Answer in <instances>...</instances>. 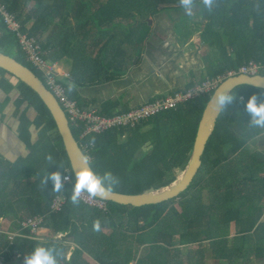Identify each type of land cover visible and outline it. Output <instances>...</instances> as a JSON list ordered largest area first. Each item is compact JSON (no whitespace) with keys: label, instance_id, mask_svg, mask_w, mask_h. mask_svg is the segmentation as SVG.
Returning <instances> with one entry per match:
<instances>
[{"label":"trees","instance_id":"16d2710c","mask_svg":"<svg viewBox=\"0 0 264 264\" xmlns=\"http://www.w3.org/2000/svg\"><path fill=\"white\" fill-rule=\"evenodd\" d=\"M0 2L18 23V29H9L0 12V51L27 66L40 79L41 73L22 52L17 33L33 39L42 53L47 52L48 55L42 54L46 60L61 59L55 53L69 55L72 66L69 78L62 84L72 99V86L111 82L122 77L131 65L130 56L136 58L142 41L149 36L154 17L164 13L178 15L184 10L180 0ZM200 7L193 16L180 14L185 20L200 18L196 28L201 27L200 42L208 51L203 57L206 73L199 84L219 80L218 87L228 79L229 72L237 73L249 62L264 65V0H214L210 11L203 2ZM79 35L81 39L76 38ZM0 73L15 81L6 82L2 76L0 88L5 86L4 104L12 110L8 115L14 120L16 139L24 147V155L15 160L0 158V219L10 221L9 232L21 235L11 240L0 236L2 264H24V259L37 247L51 249L57 264H88L81 256L84 251L85 256L94 258L95 264H202L206 259L219 264L240 250V242L228 249V234L217 228L229 221L218 223L217 218L240 215L243 210L249 217L253 216L252 206L245 208L246 198L242 195L247 180L255 182L258 173L251 172L257 162L248 143L264 130L252 126L245 104L252 95L264 99V90L241 86L231 92L236 99L220 113L201 158V168L188 190L179 197L141 207L106 202L103 211L80 200L72 204L75 182L49 111L29 87L2 69ZM193 86L189 83L181 90ZM211 95H201L175 109L160 112L134 128L112 129L88 138V143L95 139L85 154L90 168L99 175L110 171L119 178L120 184L113 192L140 194L167 185L188 160L198 123ZM117 107V103L107 101L100 107V115L128 111L126 107ZM70 129L81 145L78 129L73 126ZM49 155L51 161L47 159ZM66 169L71 182L62 181L64 203L60 210H54L52 199L61 191L56 192L53 182L48 179L45 183V180L54 172H60L63 178ZM11 182L13 191L10 188L7 192ZM22 211H25L24 220L42 218L39 230L43 228L47 232L38 235L21 226ZM96 221L99 228L111 229L108 236L94 228ZM250 221L253 218L249 226ZM223 233L226 236L219 237ZM44 235L50 242H38ZM215 239L213 245L206 246V241ZM65 240H70L68 245L63 244ZM180 245L186 256L180 253ZM72 246L70 258L66 259Z\"/></svg>","mask_w":264,"mask_h":264},{"label":"crops","instance_id":"0c3cea01","mask_svg":"<svg viewBox=\"0 0 264 264\" xmlns=\"http://www.w3.org/2000/svg\"><path fill=\"white\" fill-rule=\"evenodd\" d=\"M169 21V18L162 16V23L168 25ZM165 27L163 25V29L160 32L155 31V27L151 28L149 36L142 41L139 54L129 65L132 66L131 69L128 66L127 71L122 77L111 82L86 83L84 85L72 86L71 89L73 90L71 92L75 94H73V100L80 104L91 106L90 108L98 111H100V107L105 102L110 101L118 104L119 107L116 109L126 107L129 111L154 99L166 97L176 90L183 89L189 83L199 85L202 76L205 75L203 72L204 68L198 71L188 68L183 70L179 66L177 71H174L170 68V59L163 45L159 44L157 46L154 44L155 41L151 42V35L162 33ZM169 30L170 27L167 26V32ZM174 34L176 35V33ZM166 61L169 62V71H167ZM58 63L62 68L70 66L68 60L65 58H61ZM161 75H164V77ZM2 76L0 73V81L4 78L6 82H15L6 75L3 78ZM4 87L0 88V158L9 161L23 156L24 147L16 139L14 120L9 118L12 110L10 108L7 109V106L4 104L7 100ZM252 140H254V153H252L250 148V142L248 143V148L255 155L257 163L253 166L254 170H251L252 166L249 164V169L252 173H258L255 182L247 180V186H243L245 193L243 192L242 195L246 198L244 200L245 208L247 209L252 206L253 216L249 217L245 214V210H243V214L240 215L230 214L217 218L218 223L229 221L222 228V231L228 234L226 236L228 249L230 247L235 248L236 242L241 243L240 250L232 252L228 257L221 260L219 264H264V177H259L260 175L264 176V132L260 133L256 140ZM251 218H253V221H250L249 226L248 223ZM212 231L214 230L212 229ZM236 233H243L245 235L238 236ZM216 240L206 241V246L210 247ZM182 248V245H180V253L184 252ZM181 261L185 260L181 259ZM202 264L214 263L212 260L206 259Z\"/></svg>","mask_w":264,"mask_h":264},{"label":"built area","instance_id":"2783aa9c","mask_svg":"<svg viewBox=\"0 0 264 264\" xmlns=\"http://www.w3.org/2000/svg\"><path fill=\"white\" fill-rule=\"evenodd\" d=\"M0 12L4 15V22L11 30L18 29V23L13 20V16L5 11V7L0 2ZM19 37L20 47L24 52L27 61H29L42 75L41 81L45 87L53 94L58 104L62 108L70 128L73 126L79 131V139L81 145L79 147L86 154L92 147V144L88 143L87 139L100 135L105 131L112 129H120L122 127L134 128L138 124L147 121L149 118L165 110H171L178 107L180 104L187 102L193 98H198L201 95L213 93L219 80H210L199 85H194L192 88L183 91L178 90L172 94L154 99L139 107L133 108L123 113H115L112 116H102L100 111L94 108H83L78 105L76 101L68 96L66 88L60 81V78L66 77L67 72H60L54 65L48 62V60L42 57V51L40 46L31 38H27L25 35ZM258 76L264 75V65L254 62L239 68L237 73L229 72L228 78L235 76ZM65 79V78H63ZM89 161V158H88ZM65 175L62 178L63 183H70L71 178L69 176V170H65ZM67 177V179H65ZM64 196L61 193L57 194L52 199L51 207L54 210H60L64 203ZM84 204L90 207L97 208L99 210H106V202L97 198H89L86 193L81 194L79 199ZM42 225V218L39 216L29 217L22 222L24 228H28L31 232L37 233Z\"/></svg>","mask_w":264,"mask_h":264},{"label":"water","instance_id":"95a60500","mask_svg":"<svg viewBox=\"0 0 264 264\" xmlns=\"http://www.w3.org/2000/svg\"><path fill=\"white\" fill-rule=\"evenodd\" d=\"M0 69L11 75L21 83L29 87L45 105L56 127L57 134L63 146V150L68 159L70 169L76 181V172L85 166L90 167L89 161L85 165L81 159V154L85 155L79 147L77 141L72 135L66 116L58 104L53 94L45 87L40 78L27 66L21 64L13 57L0 51ZM246 86L255 89L264 90V76H235L223 81L212 93L209 101L206 103L198 123L196 136L192 146V151L187 162L167 185L160 186L140 194H123L113 192L107 198L97 199L105 202H112L119 205L141 207L169 201L179 197V195L191 186L195 177L201 168V158L203 156L206 144L212 136L216 121L220 113L213 112L210 108V102L217 91L233 92L236 88Z\"/></svg>","mask_w":264,"mask_h":264},{"label":"rangeland","instance_id":"374dc122","mask_svg":"<svg viewBox=\"0 0 264 264\" xmlns=\"http://www.w3.org/2000/svg\"><path fill=\"white\" fill-rule=\"evenodd\" d=\"M201 2H203V0H194L193 4H192V14L190 16L195 15L197 12H199L201 10L200 4ZM185 9L180 11V13L177 15L171 13V14H159V16H155L154 17V23L151 22L152 27H155V31L160 32L163 29V25L165 27V23H162V16H165L167 18H170V21L168 22V25H166V27L164 28V31L162 33H158L155 35H151V42L155 41V45H159L162 44L163 47L166 49L167 51V55L169 56L170 59V68L174 71H177V69L179 68V66H181V68L183 70L188 69H192V70H203L202 68H206V64H204L203 62V57L206 53V51H208V49L201 45L200 42V37H199V33L201 30V27H199V29L197 30L196 28V24L197 22H199L200 18H189L185 20V17H187L188 15L185 14ZM181 15H185V17H180ZM54 19H58V18H54ZM170 24V25H169ZM167 26L170 27L169 32H167ZM176 33V35L174 34ZM78 39H81V36L79 35L78 37H76ZM44 40H47V37L45 36ZM103 42V41H102ZM102 42L101 45H97L99 48L102 47ZM186 49V50H185ZM98 50V49H97ZM50 54V51H48ZM42 53V52H41ZM45 55H48L47 52H43ZM42 53V54H43ZM90 53V52H89ZM57 54V56H61L62 57H68V56H62L59 53H55ZM68 59V64L70 66H66L67 68H62L61 65L58 63L60 62V59H56L58 62H56V60H52L51 64L54 65V67L57 69H59L60 71H66L67 72V76L66 77H62L60 78V81H63V78H69V74H70V70L71 66H72V61ZM135 59V56L132 55L130 56V63H132V61ZM51 60H48V62L50 63ZM167 64V71H169V62L166 61ZM262 65V64H261ZM65 66V65H64ZM132 66H129V69H131ZM204 74L206 71H204ZM162 77H164V75H161ZM13 81V80H12ZM67 91V90H66ZM16 97V94H14V96L12 97V99H14ZM259 128V127H258ZM261 130H264L263 128ZM263 133V132H262ZM250 148L252 150V153H254V149H253V144H254V140H250ZM180 170L177 171L176 175L179 174ZM259 177H264L263 175H260ZM175 178V177H174ZM14 183L11 182V185L9 187H7V192L10 190V188L12 187ZM14 187V186H13ZM13 189L11 188L10 192H12ZM25 211H22L19 216L21 218L25 217ZM24 220V218H23ZM11 226V223L8 219L6 218H2L0 219V236L1 235H5L7 237V240H11L14 237H18L21 236L20 234H18L17 232H9L8 228ZM22 226V223H21ZM222 226H219L217 228V231H222ZM47 230L45 229H40L36 234H43L46 233ZM111 232V229L108 227H104V228H99V233L108 236ZM230 235V233H229ZM64 236V235H63ZM226 236V233H223L221 235H219V237H224ZM70 240H65L63 242L64 245H68ZM40 243L45 242L48 243L50 242V238L46 237L44 235L43 239L38 241ZM229 244H231L229 242ZM72 249L73 246L70 247V249L68 250V252L66 253L65 257L66 259L70 258V254L72 253ZM92 250H95L92 247ZM182 256H186L185 251L181 252ZM81 256L84 258L85 262H87L88 264H95V260H93L94 258L92 256H85V251L81 253ZM114 259H106L105 261L107 262H113ZM13 261L18 262L17 259H13ZM2 260L0 259V264H2ZM130 264H134V263H130ZM222 264H226V263H222Z\"/></svg>","mask_w":264,"mask_h":264},{"label":"clouds","instance_id":"9594fccd","mask_svg":"<svg viewBox=\"0 0 264 264\" xmlns=\"http://www.w3.org/2000/svg\"><path fill=\"white\" fill-rule=\"evenodd\" d=\"M213 2L214 0H203L204 6L209 9V11L212 8ZM180 4L188 15L192 14L193 0H180ZM235 99V95L230 92L217 91L210 102V108L213 112L220 113L227 105L233 103ZM245 111L252 118V126L264 128V99L252 95L245 104ZM90 144H95V139H92ZM47 159L51 161L52 157L49 155ZM80 159L87 165L88 157L86 155L81 154ZM48 179L53 182L54 190L60 192L63 188L61 173L54 172L47 175L45 183ZM65 179H67V177H65ZM119 184V178L110 171H106L103 175H99L90 167L85 166L76 172V181L72 190L71 202L73 205L78 204L81 194L84 193H86L89 198H107ZM94 228L99 230V221L94 222ZM59 235L63 236L65 233H60ZM24 264H57V260L52 254L51 249L37 247L30 256L24 259Z\"/></svg>","mask_w":264,"mask_h":264}]
</instances>
